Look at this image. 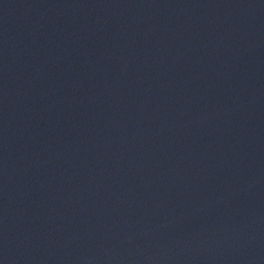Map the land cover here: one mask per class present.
Here are the masks:
<instances>
[{"label":"water","instance_id":"obj_1","mask_svg":"<svg viewBox=\"0 0 264 264\" xmlns=\"http://www.w3.org/2000/svg\"><path fill=\"white\" fill-rule=\"evenodd\" d=\"M0 264H264V0H0Z\"/></svg>","mask_w":264,"mask_h":264}]
</instances>
